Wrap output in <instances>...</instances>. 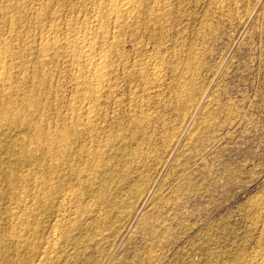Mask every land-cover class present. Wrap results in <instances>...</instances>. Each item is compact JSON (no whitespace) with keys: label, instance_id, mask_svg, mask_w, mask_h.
<instances>
[{"label":"rangeland","instance_id":"rangeland-1","mask_svg":"<svg viewBox=\"0 0 264 264\" xmlns=\"http://www.w3.org/2000/svg\"><path fill=\"white\" fill-rule=\"evenodd\" d=\"M71 2L73 15L52 18L72 19L79 28L91 8ZM164 11L162 25L134 32L140 49L133 37L124 44L130 55L163 59L159 88L118 82L117 95L136 105L111 104L99 120L114 144L108 157L143 154L129 157L127 174L109 157L101 173L107 197L88 193L80 204L86 216L65 220L57 232H13L17 222L4 220L5 212L21 192L0 178V264L263 263L264 0H169ZM65 31L61 25L58 33ZM51 66L58 106L50 117H62L78 73L62 59ZM178 74L191 81L188 95H177ZM135 117L148 120L145 129L134 127ZM74 185L95 194V185ZM108 195L126 203L113 206ZM106 210L109 216L99 214ZM50 217L38 221L45 225ZM90 226L98 236L86 233Z\"/></svg>","mask_w":264,"mask_h":264},{"label":"bare ground","instance_id":"bare-ground-1","mask_svg":"<svg viewBox=\"0 0 264 264\" xmlns=\"http://www.w3.org/2000/svg\"><path fill=\"white\" fill-rule=\"evenodd\" d=\"M76 1L91 8L79 28L72 19L52 18L65 11L73 15L71 0H0V157L6 160H0V178L15 182L21 192L14 196L4 220H15L11 230L22 236L57 232L65 220L86 216L80 204L88 193L99 200L107 197L101 190L109 157L118 162V171L127 174L129 157L136 160L143 152L134 149L128 156L114 152L108 157L114 144L99 122L102 112L111 104L136 105L133 99L117 95L118 82L159 88L163 59L152 53L130 55L124 44L133 37L134 50L140 49L142 42L134 32L147 30L149 24L162 25L168 18L164 9L169 0ZM61 25L66 31L59 34ZM54 58L69 63L78 74L72 95L63 102L64 116L52 118L51 109L58 106L51 93ZM186 66V72L193 71L190 63ZM175 80L177 95L181 97L182 91L188 95L190 79L178 74ZM147 121L135 117L132 123L145 129ZM74 183L95 185L96 195L78 190ZM108 196L113 206L126 203ZM44 214L53 219L42 225L38 219ZM99 214L110 215L108 210ZM97 231L95 226L86 229L93 237L99 235ZM19 240L21 236L17 244Z\"/></svg>","mask_w":264,"mask_h":264}]
</instances>
